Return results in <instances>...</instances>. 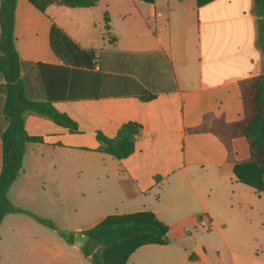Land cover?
<instances>
[{"label": "crops", "instance_id": "0c3cea01", "mask_svg": "<svg viewBox=\"0 0 264 264\" xmlns=\"http://www.w3.org/2000/svg\"><path fill=\"white\" fill-rule=\"evenodd\" d=\"M53 25L94 51L90 67L56 55ZM14 36L27 97L51 103L78 131L25 113L27 133L42 142L26 145L8 191L13 204L42 216L30 205L51 203L62 215L98 218L92 227L109 215L152 212L168 225L169 242L138 248L126 264H264V193L234 174L248 143L233 139L231 158L211 132L218 120L244 117L241 83L264 72V2L99 0L41 12L17 0ZM5 98L0 91V172ZM128 122L143 128L133 154L100 152L97 133L113 138ZM174 230L185 232L181 241ZM0 264L92 263L56 230L13 213L0 226Z\"/></svg>", "mask_w": 264, "mask_h": 264}, {"label": "trees", "instance_id": "16d2710c", "mask_svg": "<svg viewBox=\"0 0 264 264\" xmlns=\"http://www.w3.org/2000/svg\"><path fill=\"white\" fill-rule=\"evenodd\" d=\"M17 0H0V75L5 84L0 91L6 95L3 113L7 124L1 133L2 169L0 172V226L8 214H25L42 225L56 230L69 244L74 243V235L60 230L53 221L13 204L8 191L23 167L26 145L42 142V138L31 136L25 129V113L32 112L51 119L56 124L78 131L77 123L66 113L58 111L49 102H38L26 95L24 81L20 77L21 61L15 47L14 13ZM36 9L45 12L50 5L70 8L92 7L99 0H27ZM152 2L153 0H142ZM264 0H255L260 6ZM50 43L53 51L70 65L90 67L95 53L75 43L56 25L52 26ZM264 50V46H263ZM244 117L236 122L218 120L211 132L226 145L232 158V140L244 138L248 143L250 156L234 167L236 178L256 191L264 193V72L241 83ZM149 93L144 99L154 98ZM142 125L135 122L123 124L115 137L109 138L97 133L99 151L121 160L135 151ZM122 186L129 193L126 183ZM169 227L152 212L109 215L100 223L84 231L89 235L82 248L85 257L92 264H126L129 257L145 245L168 244Z\"/></svg>", "mask_w": 264, "mask_h": 264}, {"label": "rangeland", "instance_id": "374dc122", "mask_svg": "<svg viewBox=\"0 0 264 264\" xmlns=\"http://www.w3.org/2000/svg\"><path fill=\"white\" fill-rule=\"evenodd\" d=\"M56 203L59 204L58 201H56ZM30 206H32L36 211L43 212L41 213L43 214V218L53 221L57 227L59 225L64 232L73 234L74 237L78 232H80L77 228H91L99 220L98 218H93L91 215H74L72 212H70L69 215H62L60 213V210L57 207L53 206L51 203H49V205L42 204L41 207V205H39L37 202H33ZM187 234L188 232H186V235ZM170 236L172 240L181 241L183 236H185V232L180 230H174L170 233ZM222 249L225 250L223 244Z\"/></svg>", "mask_w": 264, "mask_h": 264}, {"label": "water", "instance_id": "95a60500", "mask_svg": "<svg viewBox=\"0 0 264 264\" xmlns=\"http://www.w3.org/2000/svg\"><path fill=\"white\" fill-rule=\"evenodd\" d=\"M89 240V235L84 232H78L74 237V246L83 248Z\"/></svg>", "mask_w": 264, "mask_h": 264}, {"label": "built area", "instance_id": "2783aa9c", "mask_svg": "<svg viewBox=\"0 0 264 264\" xmlns=\"http://www.w3.org/2000/svg\"><path fill=\"white\" fill-rule=\"evenodd\" d=\"M199 226L201 228H204L206 230H209L211 228V221L208 218H202L199 221Z\"/></svg>", "mask_w": 264, "mask_h": 264}]
</instances>
